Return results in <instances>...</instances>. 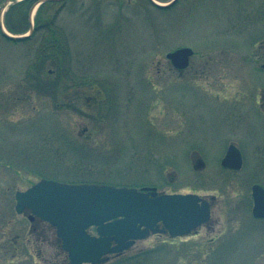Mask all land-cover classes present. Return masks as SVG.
I'll return each instance as SVG.
<instances>
[{
  "label": "rangeland",
  "instance_id": "rangeland-1",
  "mask_svg": "<svg viewBox=\"0 0 264 264\" xmlns=\"http://www.w3.org/2000/svg\"><path fill=\"white\" fill-rule=\"evenodd\" d=\"M20 1L0 0V264H69L53 226L15 211V191L43 177L211 200V218L190 235L151 234L101 264H264V218L253 216L251 192L264 187V117L240 100L264 83L251 69L264 55V0L42 4L64 42L58 61L37 9L29 37L2 34H14L6 13L28 33L35 0L25 18ZM180 47L194 53L176 71L167 53ZM230 142L242 151L239 170L220 164Z\"/></svg>",
  "mask_w": 264,
  "mask_h": 264
},
{
  "label": "water",
  "instance_id": "water-1",
  "mask_svg": "<svg viewBox=\"0 0 264 264\" xmlns=\"http://www.w3.org/2000/svg\"><path fill=\"white\" fill-rule=\"evenodd\" d=\"M46 0H40L42 3ZM152 0L153 3L161 6ZM5 3L4 5H6ZM31 22V21H30ZM12 35L13 39L28 36ZM190 47H180L167 54L173 65L183 69L188 65ZM226 167L238 169L242 165L239 149L230 145L221 160ZM203 161L198 158L195 168H201ZM253 214L264 217V188L253 184ZM15 209L18 213L31 209L28 218L35 215L49 221L56 227L57 235L63 239V247L68 252L70 264L90 262L100 264L107 260V253L121 251L129 247L135 239L145 238L150 230L165 231L171 235L189 233L210 216L211 204L196 193L157 194L155 187L117 186L100 183H69L43 178L25 191L15 193ZM162 221L165 229H159ZM97 226L98 235H90L86 229ZM156 225V226H155ZM115 245H111L112 241Z\"/></svg>",
  "mask_w": 264,
  "mask_h": 264
},
{
  "label": "trees",
  "instance_id": "trees-1",
  "mask_svg": "<svg viewBox=\"0 0 264 264\" xmlns=\"http://www.w3.org/2000/svg\"><path fill=\"white\" fill-rule=\"evenodd\" d=\"M30 0H21L20 2L17 3V5L19 6V13L21 14V16H23L24 18L27 16V13H26V10H27V5H28V2ZM53 3V1H47V2H44L43 4H51ZM41 7H39V9L37 10V13H36V21H37V25H44V31L47 33V35L44 37V46L45 48L47 49H50L51 52H49V57L52 58V59H57V61L59 60V57H61V55L65 54V48H64V45H63V41H61V36L58 34V31L51 25V21L48 20V18H44L41 16ZM24 15H23V14ZM7 17H6V27L11 31V32H14V33H19V32H23L24 31V28L26 26H12L9 22L10 20V16H9V13L7 14ZM25 21V19H23ZM10 39V38H8Z\"/></svg>",
  "mask_w": 264,
  "mask_h": 264
},
{
  "label": "flooded vegetation",
  "instance_id": "flooded-vegetation-1",
  "mask_svg": "<svg viewBox=\"0 0 264 264\" xmlns=\"http://www.w3.org/2000/svg\"><path fill=\"white\" fill-rule=\"evenodd\" d=\"M262 48L264 49V43L263 44L260 43V45H259V49H262ZM255 58H257L256 61H260V63L256 62L257 64L254 65V67H252L251 69L256 70V72L259 75L261 74L264 76V67L262 66L264 64V55L260 52L259 55H257ZM246 60H248V59H246ZM227 62L228 61H221V63H227ZM207 66L209 68L212 67L209 64H207ZM191 67H192V65H191ZM223 75H226V73H224ZM246 91L243 93V96L240 97L241 102L248 104V107H250L251 110H254L258 115L261 114L264 117V83H263V81L256 82V85L254 86L252 92L250 90H246ZM211 94H213V93H211ZM212 96H215L218 98L217 94H213ZM222 98H226L227 100L239 99L238 96H232L231 94H223ZM259 119L261 121L264 120L261 118H259ZM227 147H226V150H227ZM226 150H225V152H226ZM225 152H224V154H225ZM241 153H242V151H241ZM158 225L160 227H162L161 223H159ZM156 234H160V233H156Z\"/></svg>",
  "mask_w": 264,
  "mask_h": 264
},
{
  "label": "bare ground",
  "instance_id": "bare-ground-1",
  "mask_svg": "<svg viewBox=\"0 0 264 264\" xmlns=\"http://www.w3.org/2000/svg\"><path fill=\"white\" fill-rule=\"evenodd\" d=\"M7 31V30H6ZM8 32V31H7ZM211 218V217H210Z\"/></svg>",
  "mask_w": 264,
  "mask_h": 264
}]
</instances>
